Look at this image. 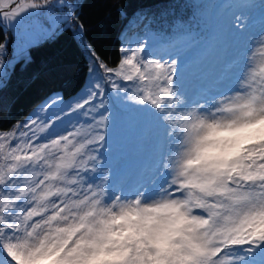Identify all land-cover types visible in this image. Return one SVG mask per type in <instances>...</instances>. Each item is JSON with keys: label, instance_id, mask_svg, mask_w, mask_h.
I'll return each instance as SVG.
<instances>
[{"label": "snow or ice", "instance_id": "obj_1", "mask_svg": "<svg viewBox=\"0 0 264 264\" xmlns=\"http://www.w3.org/2000/svg\"><path fill=\"white\" fill-rule=\"evenodd\" d=\"M53 2L0 0V17L11 21ZM247 4L225 3L231 10L218 19L213 39L227 40V19ZM177 27L193 43L202 39L187 24ZM246 44L235 93L204 90L191 100L171 52L165 60L146 52L145 43L122 44L118 63L109 66L84 44L92 63L79 98L50 97L0 131V264H237L241 249L264 248V31ZM240 64V56L226 63L219 81ZM109 86L160 122L164 147L155 177L164 179L153 191L109 192L107 176L86 179L105 139L100 109ZM68 115L85 122L66 135L64 128L54 132Z\"/></svg>", "mask_w": 264, "mask_h": 264}, {"label": "trees", "instance_id": "obj_2", "mask_svg": "<svg viewBox=\"0 0 264 264\" xmlns=\"http://www.w3.org/2000/svg\"><path fill=\"white\" fill-rule=\"evenodd\" d=\"M66 1L73 7L69 23L31 46L27 58L16 60L0 80V131L11 130L23 122L48 98L69 99L85 87L92 58L84 44H89L100 60L115 66L122 44L135 47L137 42L145 43L146 52H154L165 60L171 52L183 59L179 63L184 69L181 77L184 84L199 82L201 76L216 85L224 61L234 59L235 51L236 56H243L245 45L242 44L253 36L255 28L258 27L259 34L264 31V0H247L246 6L236 10L259 7L247 11L248 29L240 34L235 30L234 34L227 33V40L213 39V34L218 19L231 10L225 7L230 0ZM181 24H187V30L202 39L193 43L183 35L186 29L177 27ZM78 25L83 26L80 34ZM246 34L249 36L244 38ZM5 41L6 30L0 23V44ZM235 46L238 49L234 50ZM125 134L128 136L123 142L125 155L114 154L100 161L97 157L99 163L91 177L92 183L107 175L109 192L128 194L144 188L155 190L161 180L155 177V166L164 147L160 122L152 128L144 125L140 133L134 130ZM86 179L89 182V178ZM240 263L241 259L237 261Z\"/></svg>", "mask_w": 264, "mask_h": 264}, {"label": "rangeland", "instance_id": "obj_3", "mask_svg": "<svg viewBox=\"0 0 264 264\" xmlns=\"http://www.w3.org/2000/svg\"><path fill=\"white\" fill-rule=\"evenodd\" d=\"M32 2V0H28ZM15 2L9 5V8L15 7ZM258 5L250 6L242 11H235L232 17H229L226 21L227 33L234 34L242 33L244 30L248 29L247 27V11L248 10H258ZM72 5H70L66 0L65 4L61 5L56 3L55 0L53 4L45 8L29 9L11 21H4L0 17V23L6 30V41L4 43V51L0 53L2 56L3 64L0 66V80L3 79L8 71L13 66L14 62L20 58H27L28 50L31 46H34L47 38H49L55 30L64 23H69V18L71 17ZM8 10V9H4ZM227 13H225L226 15ZM51 17H55L54 21ZM69 17V18H68ZM233 17H239L238 20H235ZM263 24V22H261ZM260 31V30H259ZM258 27L254 29L253 36L259 35ZM249 36L246 34L244 38ZM245 48L243 53L247 51V44L244 43ZM239 46V45H238ZM238 46L233 47V49H238ZM10 47V48H9ZM234 52V57L236 56ZM241 64L233 69L228 79L222 80L214 85L209 79L201 76L194 84L188 83L184 84L183 79H181L182 90H185L188 96V99H195L202 91L207 90L211 95H216L218 92H223L225 95L234 94L235 91L239 88L238 84L234 83L235 77L238 75L242 65L241 54ZM183 59L180 58L179 61ZM231 60L224 61L225 63L220 66L221 69H224V65L229 63ZM254 64L258 61L253 62ZM197 76V75H195ZM220 77V76H219ZM2 81H0L1 84ZM123 83V82H121ZM88 84V83H87ZM85 85V87L87 86ZM83 87L75 96L69 99H63L65 103L71 102L74 98H79V95L85 89ZM57 97V96H54ZM217 98H219L217 96ZM181 100H184V97H181ZM105 101L103 108L100 109V113L106 116V125L104 129V141L95 153L97 157L103 159L102 157H110L114 154L125 155L123 149L126 147L123 144L127 140L126 132L131 133L136 130L139 133L143 131L144 125L149 127H155L159 121L155 112L145 105H138L134 101L127 99V95L124 92L114 91L110 86L105 87ZM51 103L50 100L47 101ZM203 103V101H200ZM126 109V112H123L122 109ZM58 108H54L49 115H52L53 112L57 111ZM35 118V117H33ZM99 116H97V119ZM85 122L84 117L79 115H68L67 117L62 116L61 119L54 124V132L60 131L64 128L65 135L68 131H75L77 128ZM90 122V121H89ZM68 127V128H67ZM86 129V125H85ZM163 138V135L162 137ZM121 164L124 166V158L121 161ZM98 165H96L97 167ZM124 169V168H123ZM94 172L86 173V178H89V183H92V175ZM164 177H161L159 182H163ZM241 263L240 264H264V248H255L252 251H247L246 249H241L238 253Z\"/></svg>", "mask_w": 264, "mask_h": 264}, {"label": "clouds", "instance_id": "obj_4", "mask_svg": "<svg viewBox=\"0 0 264 264\" xmlns=\"http://www.w3.org/2000/svg\"><path fill=\"white\" fill-rule=\"evenodd\" d=\"M98 163H99V161H98ZM107 176V175H106Z\"/></svg>", "mask_w": 264, "mask_h": 264}]
</instances>
